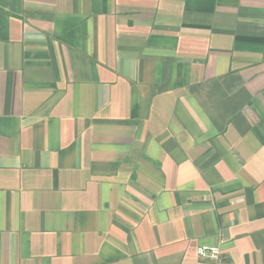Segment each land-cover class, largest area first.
Listing matches in <instances>:
<instances>
[{"label":"crops","instance_id":"obj_1","mask_svg":"<svg viewBox=\"0 0 264 264\" xmlns=\"http://www.w3.org/2000/svg\"><path fill=\"white\" fill-rule=\"evenodd\" d=\"M264 264V0H0V264Z\"/></svg>","mask_w":264,"mask_h":264},{"label":"built area","instance_id":"obj_2","mask_svg":"<svg viewBox=\"0 0 264 264\" xmlns=\"http://www.w3.org/2000/svg\"><path fill=\"white\" fill-rule=\"evenodd\" d=\"M198 264H224L221 250L216 246H200L196 249Z\"/></svg>","mask_w":264,"mask_h":264}]
</instances>
